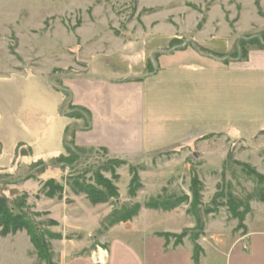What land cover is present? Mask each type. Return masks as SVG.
I'll list each match as a JSON object with an SVG mask.
<instances>
[{"label":"crops","instance_id":"1","mask_svg":"<svg viewBox=\"0 0 264 264\" xmlns=\"http://www.w3.org/2000/svg\"><path fill=\"white\" fill-rule=\"evenodd\" d=\"M172 4L173 0L153 7H158V12L169 11L166 20L174 15ZM201 33H197L199 40L203 39ZM114 41L117 48L123 47L118 37H108L106 45L96 47L112 53L110 43ZM139 64L136 71H123L116 77L89 72L88 65L79 69L81 73L60 75L70 104L86 113L84 119L77 120L61 114L63 96L51 86L41 84L38 91L47 97L48 106H28L30 91L22 77L41 81L42 72L0 77V157L3 151L12 154L13 162L19 143L31 151L30 157H18L19 162L64 155V130L76 125V147L100 150L107 158L125 163L116 168L118 198L112 202L91 204L85 195L67 187L59 201L39 195L36 206L56 224L48 230L62 236L48 241L53 264H193L188 238L172 245L159 235L193 227L188 203L161 211L146 209L145 201L166 191L189 197L188 167L199 163L207 177L229 154L232 161L264 175L263 158L242 146L253 139L255 144L264 140V48L250 49L244 59L226 63L196 52H161L157 68L142 76L143 65ZM9 80L23 85L13 91ZM33 113L36 117L30 123L27 116ZM190 143L191 149L187 147ZM165 151L167 155H160ZM129 166L137 168L140 183L133 198L128 196ZM42 176L57 179L47 172ZM105 177L109 178L107 173ZM201 179L205 184L211 179L215 183L214 177ZM28 182L20 191L28 194L33 187ZM120 200L139 204L137 215L109 227L92 242L111 209L122 205ZM248 205L242 234L232 236L222 222L203 219V232L197 240L202 250L198 264H264V201L253 199ZM0 241L7 250L0 252V264H31L30 252L44 264L25 231L0 236ZM55 243L57 253L51 250Z\"/></svg>","mask_w":264,"mask_h":264},{"label":"rangeland","instance_id":"2","mask_svg":"<svg viewBox=\"0 0 264 264\" xmlns=\"http://www.w3.org/2000/svg\"><path fill=\"white\" fill-rule=\"evenodd\" d=\"M170 1L0 0V77L22 73L23 75L41 74L40 72H42L44 77L40 79L41 81L34 79L28 81V78L22 77L25 81L23 84L25 83V87L30 91L28 106L36 108L32 107L34 105L32 103L48 106L47 97L43 98L41 95L43 93H38L42 89L41 84L50 87L52 82L57 86H62L60 75L81 73L79 69L86 68L87 65L89 72L103 73L106 77H116L123 71L128 73L136 71V66L140 63L139 65H143L142 76L157 68V58L161 52H196L207 56H209L208 53H215L221 57L218 58L220 60L230 57L236 59L240 55V49L237 47L239 41L240 47L244 44L242 46L247 50L260 49L261 46L256 42L249 46L242 43L244 40L263 37L262 44H264V0H173L170 8H173L174 15L172 18L168 17L164 20L163 18L170 12H158V7L153 6L163 5ZM184 10L188 15L183 14ZM156 18L159 21H156ZM198 32H202L203 39H198ZM108 37L121 38L123 47L117 48L114 41L110 43L114 48L112 53L106 49L102 51L98 47L106 45ZM93 46H95L94 53L91 52L94 50L91 49ZM246 49H242L241 53H245ZM86 63L88 64L84 66L83 64ZM113 71L115 74H112ZM56 75L57 77H55ZM22 78L18 77L17 79L22 81ZM8 84L9 87L12 86L13 91L23 85L15 83L13 80H9ZM33 114L34 116L30 114L27 116L30 123H32V117H36V113ZM254 141L255 139L241 145L248 147L247 151H256L257 156L263 158L264 161V140L261 139L263 142L260 144H255ZM187 147L191 149L193 144L190 143ZM104 155L105 153L100 150L84 149L72 168L65 167L64 170H60L58 167L47 166L43 172L42 170L31 172L32 166L28 165V159L19 162L18 167H15L16 162H12V154L3 151L0 157V171L6 169L11 172V175L3 176L4 181L0 184V188L4 189L5 195L11 199L14 194L24 192L20 190L29 181L28 183H31L30 186L33 187L28 189V194L25 192V207L40 231L45 233L49 231L48 227L56 224L55 222L54 225L50 224L53 221L45 218L46 213L41 209L42 207L38 209L36 206V201L41 196L49 198L46 196L48 189L43 187L48 178L42 176L43 173L47 172L57 178L53 180L62 186L60 198L57 194L53 198H49L54 201L62 199L65 187L76 193L78 189L73 186L74 184L90 185L101 190L102 188L96 185V174L109 180L116 188V168L125 163L114 165L112 160L115 159L107 158ZM160 155H167V151ZM43 160L48 161L47 158ZM247 166L253 169L249 165ZM100 167H103V170ZM188 170V189L190 179L195 176L199 183V200L198 204L192 208L193 202L189 189L187 201L180 205L188 203L187 212L190 217H193L191 218L194 219V225L181 231L192 230L195 235L197 232L194 227L197 217L202 227L203 219L215 220L226 225L225 229L227 228L230 235L235 236L236 233H241L243 228H239L238 219L232 216V212L227 207L229 205L227 196L231 195L242 204H246L250 198H252L251 200L258 199V196L263 193L264 183L258 184L248 177L246 170L242 166L236 165L232 158H228L219 169L211 172L207 177L204 176L205 169L200 168L199 163L190 165ZM132 171L138 176L137 168L129 166L130 176ZM106 173L108 179L105 177ZM213 177L215 183L211 179ZM201 178L211 180L205 184ZM182 184L184 186L185 182L182 181ZM120 190L123 191V183H120ZM160 196L170 197L174 200V198L178 199L185 195L179 191L175 193L166 191ZM133 197L129 196V198ZM120 202H122L121 206L126 207L137 204L130 203L128 200H120ZM207 210H210L209 213ZM242 210V208L236 209L239 214ZM243 222L244 218L242 225ZM184 238L189 239L193 248L192 237L188 233L181 237L179 244ZM164 239L168 243L176 245L174 237L169 236ZM4 243V241H0V252L7 251L3 250ZM56 245L55 243L51 248L55 253L58 252ZM32 255L33 253L30 252L31 264H41Z\"/></svg>","mask_w":264,"mask_h":264},{"label":"trees","instance_id":"3","mask_svg":"<svg viewBox=\"0 0 264 264\" xmlns=\"http://www.w3.org/2000/svg\"><path fill=\"white\" fill-rule=\"evenodd\" d=\"M262 40L263 37L260 38L254 37L246 41L244 40L242 41V43H246L250 46L256 42L260 44L261 46L260 49H262L264 48V44H262ZM237 44H238L237 47L240 49L239 50L240 55H238V58L236 59H244L247 52L250 49L247 50L246 48H244V46H242L244 44H242L240 47V41ZM242 49H246L244 50L245 53H241ZM208 55L216 58H221L219 55L215 53H208ZM230 60H232V57L228 59H222V61L225 63ZM55 77H57V75ZM51 87L59 91L63 96L62 106L60 109L61 114L67 116L68 118L76 119V120L84 119L86 117L85 116L86 113L83 109L74 107L70 104L69 94L62 86H57L51 82ZM76 129H77L76 125H69L64 130L63 140H62L63 148L65 151L64 155L60 154L54 156L50 158L48 161H44L41 158L30 161L28 163L29 166H32L30 171L33 172L35 170L36 171L42 170L43 172L47 166L58 167L60 170H64L65 167L72 168L75 165V163L78 161L79 157L81 156L82 150H84L83 148L76 147L73 143V134ZM30 156H31V151L28 146L22 143L17 144L15 150V157L13 159V162H16L15 167H17V164L19 162L18 157H30ZM228 158H231L230 154L228 155ZM112 163L114 165L123 164V162L118 160H112ZM234 163L236 165L242 166L246 170V175L252 178L256 183L258 184L264 183V176L257 173L254 169L249 168L246 164H241L238 162H234ZM100 168L102 169L103 167ZM130 173H131V179L128 186V195L130 197H133L135 193L139 190L140 184L136 173L133 171ZM9 175H11V172L8 170L4 169L3 171H0V184L3 183L4 181L3 176L6 177ZM95 178H96V185L101 187L102 188L101 190H97L90 185L74 184L73 186L78 189L76 190V193H83L91 204L106 203L110 199H116L118 197L117 189L111 184L109 180L103 179L101 176L97 174ZM43 187H46L48 189L46 193L47 197L53 198L57 194L58 198H60L62 192V186L57 184L53 179L46 180ZM189 189L193 202L191 207L194 208L198 204L197 202L199 200V183L195 176H192V178L190 179ZM5 192L6 191L4 189L0 188V236L5 237L6 235L9 234L13 235L18 231H25L27 236L29 237L30 243L32 244V246L36 251L37 257L41 261H43L44 264H53L51 261V253L47 239L60 240L62 236L60 234L52 233L49 231L45 233L40 231L37 224L32 219L31 215L27 212V209L25 207V200H26L25 192L14 194L11 199H9L5 195ZM251 199L252 198L248 199L246 204H242L240 201H238V199H235L231 195L227 196V200L229 202V205L227 207L232 212V216L238 219L239 228H244V226L242 225V221L245 215L249 212L248 204H249V200ZM258 200L264 201V190L263 193H261L258 196ZM185 201H187L186 196H183L178 199L174 198V200H172V198L170 197L163 198L161 196H156L155 198L148 199L144 203V207L146 209L170 211ZM237 208L243 209L240 214L236 211ZM139 210H140L139 204H134L130 207H126V206L115 207L109 213V215L103 220L100 226V230L96 231L92 236V242H95V238L99 234L107 230L109 227H112L113 225L118 223H124L130 221L133 217L137 215ZM209 211L207 210V213H209ZM195 219H196L195 220L196 226L194 227V229H196L197 232L195 233V235L194 233H192V230H188V231L183 230L177 235L169 234V233H162L159 235L163 238H167L169 236L174 237L176 239V245H177L179 244L181 237L185 236L188 233L192 237V242H193L192 262L193 264H198V259L202 250L195 242L198 239V236L202 234L203 227L200 226L198 218L196 217ZM50 224L54 225V222H50Z\"/></svg>","mask_w":264,"mask_h":264}]
</instances>
